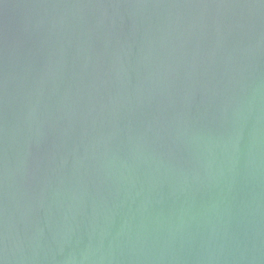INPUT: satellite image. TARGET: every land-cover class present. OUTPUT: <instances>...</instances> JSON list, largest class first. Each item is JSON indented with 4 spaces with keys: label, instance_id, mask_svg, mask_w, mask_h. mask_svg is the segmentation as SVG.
<instances>
[{
    "label": "water",
    "instance_id": "obj_1",
    "mask_svg": "<svg viewBox=\"0 0 264 264\" xmlns=\"http://www.w3.org/2000/svg\"><path fill=\"white\" fill-rule=\"evenodd\" d=\"M0 264H264V0H0Z\"/></svg>",
    "mask_w": 264,
    "mask_h": 264
}]
</instances>
